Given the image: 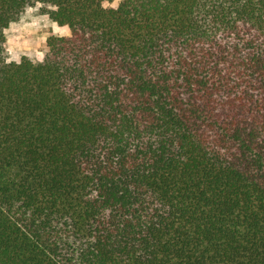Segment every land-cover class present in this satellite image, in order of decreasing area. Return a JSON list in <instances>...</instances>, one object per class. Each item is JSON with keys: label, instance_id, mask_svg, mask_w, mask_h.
Instances as JSON below:
<instances>
[{"label": "trees", "instance_id": "obj_1", "mask_svg": "<svg viewBox=\"0 0 264 264\" xmlns=\"http://www.w3.org/2000/svg\"><path fill=\"white\" fill-rule=\"evenodd\" d=\"M116 1L0 0V264H264V0Z\"/></svg>", "mask_w": 264, "mask_h": 264}, {"label": "rangeland", "instance_id": "obj_2", "mask_svg": "<svg viewBox=\"0 0 264 264\" xmlns=\"http://www.w3.org/2000/svg\"><path fill=\"white\" fill-rule=\"evenodd\" d=\"M118 2L119 0L113 6ZM66 33L65 29H60L48 16L30 10L21 21L12 24L6 30L8 60L20 61L26 56L34 61H40L48 50V37Z\"/></svg>", "mask_w": 264, "mask_h": 264}]
</instances>
